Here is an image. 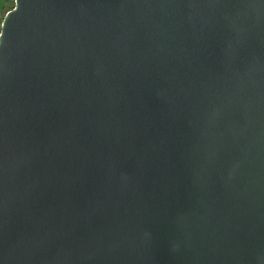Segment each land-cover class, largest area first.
Masks as SVG:
<instances>
[{"label": "water", "instance_id": "95a60500", "mask_svg": "<svg viewBox=\"0 0 264 264\" xmlns=\"http://www.w3.org/2000/svg\"><path fill=\"white\" fill-rule=\"evenodd\" d=\"M0 264H264V0H14Z\"/></svg>", "mask_w": 264, "mask_h": 264}, {"label": "rangeland", "instance_id": "374dc122", "mask_svg": "<svg viewBox=\"0 0 264 264\" xmlns=\"http://www.w3.org/2000/svg\"><path fill=\"white\" fill-rule=\"evenodd\" d=\"M14 7V0H0V26L4 14Z\"/></svg>", "mask_w": 264, "mask_h": 264}, {"label": "trees", "instance_id": "16d2710c", "mask_svg": "<svg viewBox=\"0 0 264 264\" xmlns=\"http://www.w3.org/2000/svg\"><path fill=\"white\" fill-rule=\"evenodd\" d=\"M11 9H12V8H11ZM11 9H10V10H11ZM5 14H6V13H5ZM5 14H4V16H5ZM3 18H4V17H3ZM2 20H3V19H2ZM1 23H2V22H1Z\"/></svg>", "mask_w": 264, "mask_h": 264}, {"label": "snow or ice", "instance_id": "6c2138e0", "mask_svg": "<svg viewBox=\"0 0 264 264\" xmlns=\"http://www.w3.org/2000/svg\"><path fill=\"white\" fill-rule=\"evenodd\" d=\"M5 24H6V21H5Z\"/></svg>", "mask_w": 264, "mask_h": 264}]
</instances>
